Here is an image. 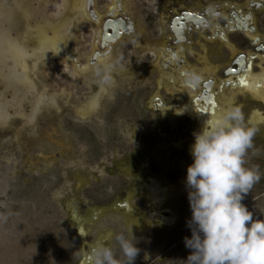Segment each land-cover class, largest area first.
Masks as SVG:
<instances>
[{
	"label": "rangeland",
	"instance_id": "obj_1",
	"mask_svg": "<svg viewBox=\"0 0 264 264\" xmlns=\"http://www.w3.org/2000/svg\"><path fill=\"white\" fill-rule=\"evenodd\" d=\"M113 1L88 7L101 16L100 26ZM210 1L240 0H119L136 33L102 58L106 69L81 72L70 57L86 65L102 50L94 45L97 26L78 13V0H0V264H81L96 244L126 264L120 234L139 250L132 264L187 259L189 147L203 121L219 112L204 119L168 110L185 96L170 82L172 68L183 66L179 56L162 59L159 49L169 11ZM190 39L181 56L186 64L216 66L212 91L224 101L220 108L238 107L256 129L244 166L260 179L242 203L254 219H264L263 65L253 61L252 71L236 78L228 101V89L221 92L217 83L226 51ZM56 49L68 57H54ZM167 59L172 68H163ZM84 264H94L90 253Z\"/></svg>",
	"mask_w": 264,
	"mask_h": 264
},
{
	"label": "clouds",
	"instance_id": "obj_2",
	"mask_svg": "<svg viewBox=\"0 0 264 264\" xmlns=\"http://www.w3.org/2000/svg\"><path fill=\"white\" fill-rule=\"evenodd\" d=\"M184 76L186 87L197 85L198 76ZM255 133L241 110L231 105L193 133L192 162L185 175L191 235L183 238L191 252L183 264H264V219H254L242 203L260 179L256 170L244 166ZM116 240L126 264H132L139 251L135 243L123 234ZM90 255L94 264H118L103 244L94 245Z\"/></svg>",
	"mask_w": 264,
	"mask_h": 264
},
{
	"label": "flooded vegetation",
	"instance_id": "obj_3",
	"mask_svg": "<svg viewBox=\"0 0 264 264\" xmlns=\"http://www.w3.org/2000/svg\"><path fill=\"white\" fill-rule=\"evenodd\" d=\"M118 1L119 0H114V7L113 5L110 6L112 11L109 13L114 17L106 18L102 25H105L107 22H113L118 25L124 38L133 36L136 31L130 21H128L127 16L119 15L122 13V10L120 8V2ZM78 2L81 3V5L78 3V5H80L78 13L84 18L90 20L91 16L89 12L88 15H86V0H78ZM109 13H107V15ZM169 14L170 15L166 18L168 19V30L167 35L165 36L166 44L161 45L159 51H161L160 54L162 59L165 57H173L174 59H177L179 56L181 65H179L178 62L176 64L183 67H180L178 72H176V70L172 68L173 65L169 59L166 61L162 60L161 64L163 68L168 64L171 65V68L173 69V78L170 79V82L177 85L178 88H175V91H185V96L181 98L177 105L170 106L168 110L179 113L180 116L189 115L204 119H206L205 116L207 113L211 114L213 112H219L220 114L222 108H220L219 102L223 103L224 101H220L218 93L212 91V88L216 83L214 81L216 66L204 65V67L198 68L197 66L194 67L186 64L184 58L181 57L183 55V47L189 43L191 40L190 37L203 38L205 39L203 41L208 45L218 43L222 46L226 51V55L222 59V65H220V67L218 65L217 67L222 69L223 80H220V82L217 83L222 90L221 92H226L228 89L225 98L227 99L229 97L228 101H231L235 95L231 98V95L229 96V89L230 86L235 83L236 78L247 70L252 71L253 61H259L264 68V31H262L260 27V22L264 26V0H240L236 2L210 1L205 4L197 2L193 3V6H182L181 4L175 10L169 11ZM98 16L99 15L96 14V16H94L95 19L92 20L97 27L100 25L99 23L101 19V16L100 18H98ZM102 25L100 26L99 31L97 29L95 39L97 43H94L95 47L97 46L96 44H99L102 36ZM206 32L208 33L207 37L205 36ZM232 37L233 39H236V41H232ZM247 47L251 49L249 50L251 51L250 54L238 51ZM110 51L111 49L109 51L102 50L101 52H95L89 59H87L86 65H79L74 56L70 57L69 62H75V70L81 72H86L88 69L95 66L97 69H106L108 64L103 61L102 58L107 56ZM54 54V57H68L63 50L56 49ZM160 61L159 58L158 62ZM107 68L109 69V67ZM185 73H192L199 77V81L195 87L189 88L185 86ZM176 74L177 76H175ZM199 84L204 90L203 93L198 92ZM95 101L94 98V100L90 102L88 107L89 111L93 109ZM150 192H152L151 189ZM152 217L153 216L150 215V221H152ZM150 226L155 227L156 224H150ZM90 250L88 254L83 256L81 264L86 262ZM158 258H161V255ZM155 262L156 260L154 259L152 263Z\"/></svg>",
	"mask_w": 264,
	"mask_h": 264
},
{
	"label": "water",
	"instance_id": "obj_4",
	"mask_svg": "<svg viewBox=\"0 0 264 264\" xmlns=\"http://www.w3.org/2000/svg\"><path fill=\"white\" fill-rule=\"evenodd\" d=\"M93 0H87L86 1V7L88 10V7L92 6ZM90 16L93 17L94 11L88 10ZM119 15H123L120 13ZM108 16V15H107ZM110 17V15L108 16ZM102 36L99 41V46L102 50L109 51L112 49L121 39L124 38L122 33L120 32V29L117 24L113 22H107L105 25H102L101 28Z\"/></svg>",
	"mask_w": 264,
	"mask_h": 264
},
{
	"label": "bare ground",
	"instance_id": "obj_5",
	"mask_svg": "<svg viewBox=\"0 0 264 264\" xmlns=\"http://www.w3.org/2000/svg\"><path fill=\"white\" fill-rule=\"evenodd\" d=\"M92 2H93V1H92ZM93 3H94V2H93ZM92 5H93V4H92ZM114 9L117 10L118 7H117V9H116V8H114ZM85 10H86V3H85ZM94 12H95V11H94ZM95 13H96V12H95ZM95 13H93V14H94L93 17L91 16V19H90L91 21L95 19V18H94V16H96ZM109 15H110V17H114V16H113L112 14H110V13L108 14V16H109ZM98 18H100V16H98ZM97 29H98V31H99V29H100V25L97 27ZM17 42H18V40H17ZM17 42H16V44H17ZM94 43H97V41H95ZM28 44H29V43H28ZM28 44H27V45H28ZM27 45H26V46H27Z\"/></svg>",
	"mask_w": 264,
	"mask_h": 264
}]
</instances>
